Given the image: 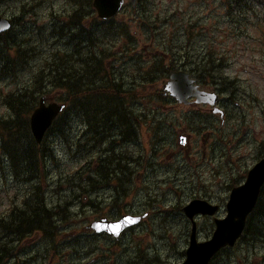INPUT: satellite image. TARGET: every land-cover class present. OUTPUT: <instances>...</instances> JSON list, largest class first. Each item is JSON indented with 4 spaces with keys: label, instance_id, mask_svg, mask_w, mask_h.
<instances>
[{
    "label": "rangeland",
    "instance_id": "374dc122",
    "mask_svg": "<svg viewBox=\"0 0 264 264\" xmlns=\"http://www.w3.org/2000/svg\"><path fill=\"white\" fill-rule=\"evenodd\" d=\"M125 1L110 32L105 24L97 26L95 18L90 24L92 42L84 41L75 49V36L69 33L74 29L60 27L59 22L67 21L74 9L69 0H0V12L15 20L11 36L19 46L14 74L0 76V116L7 115L2 97L38 87L36 76L55 53L67 52L72 59L88 51L92 56H103L106 71L127 91L121 105L137 122L136 134L127 144L106 141L93 146L79 111L72 107L46 136L52 157L42 169L44 195L49 204L59 198L62 202L63 193L96 167L99 149L111 145L130 170L129 180L123 177L127 185L119 191L123 195L118 202L125 208L150 212L131 229L133 233L123 236L125 241H132L130 246L118 243L95 264H178L184 258L190 230L183 205L192 198L206 199L219 206L218 216H224L231 184H241L264 152V11L258 6L255 12L234 15L232 21L223 0H148L153 14L160 13V19L167 17L166 22L157 21L158 28L151 29L131 14L130 3ZM188 21H196L192 52L205 55L210 51L215 57H223V76L231 81L230 87L219 83L217 90L202 84L204 89L219 93L220 106L226 109L223 125L208 106L179 104L163 96L161 88L166 79L159 72L145 75L154 63L167 67L168 46L174 47ZM85 24L88 26L87 20ZM45 90L53 100L65 98L62 89L45 85ZM178 133L186 137L185 145L178 143ZM4 170L6 176L0 174V213L9 206V197L17 187L24 186L16 181L6 162ZM103 192L105 199L94 207L81 210L77 201L70 202V212L64 214L59 226L61 231H70L61 234L70 236L62 237L57 246L51 244L49 236L31 235L19 240L16 256L4 264L14 260L18 264H85L95 255L94 250L99 253V246L105 244L102 238L98 242V237L78 231L97 213L114 215L118 211L112 203L113 188ZM196 221L198 239L203 240L213 230L212 217L198 216ZM212 264H264V237H241L233 248L221 251Z\"/></svg>",
    "mask_w": 264,
    "mask_h": 264
},
{
    "label": "trees",
    "instance_id": "16d2710c",
    "mask_svg": "<svg viewBox=\"0 0 264 264\" xmlns=\"http://www.w3.org/2000/svg\"><path fill=\"white\" fill-rule=\"evenodd\" d=\"M74 6L73 11L67 16V21H61L60 27L67 26L70 35L75 36L73 46L79 49L84 41L92 42V30L90 24L95 20L91 0H69ZM152 2L137 0L131 14L138 16L151 29L158 26L155 22H166L167 17L160 19V13L153 14L148 7ZM225 12L233 19L234 15H244L255 12V7L261 6L264 11V0H223ZM87 15V18L84 16ZM97 19V18H96ZM88 21V26L85 24ZM196 21H188L184 32L177 35V43L174 47L168 46V65L162 66L154 63L145 75L159 72L160 77L166 79L175 70L189 71L200 83L214 86L220 90L219 83L224 88H229L230 80L223 76V57H215L210 51L202 54L192 52L195 37L193 29ZM106 25V31L110 32L113 26L111 21H96V25ZM122 32V31H120ZM171 40V39H170ZM89 48V45H85ZM18 43L11 36V30L0 33V76L13 75L18 62ZM72 55L67 52L55 53L48 61L47 67L39 70L36 80L38 87H28L16 92H9L2 97L1 103L5 107L7 115L0 116V169L6 176L4 163L10 167V172L17 181L26 184L21 192L14 194L11 207L0 215V264L6 263L9 258L16 256V247L19 240L43 233L53 237L55 230L61 226V220L66 212H70L68 205L71 200H61L54 204H48L41 187L42 169L48 160H51L52 151L45 141L37 145L29 130V114L37 104L41 94H48V88H59L65 92L64 101L66 109L55 119L47 133H50L57 123L64 118L68 111L74 107L78 110L82 120L90 131V140L93 146H98L108 141L112 143L114 135L122 133L136 134L132 114L129 110L124 112L121 101L127 91L115 83L111 75L106 71L104 57L97 53L93 56L88 52L85 55ZM159 61H162L160 57ZM112 137L110 140L109 138ZM20 147V148H19ZM96 167L88 170V176L80 182L116 183L120 185L129 180L130 170L126 168L122 156L114 153L113 147L100 148ZM264 152L261 154L263 155ZM260 155V156H261ZM4 159V160H3ZM129 177V178H128ZM235 182V181H234ZM235 183L231 184L234 185ZM83 187V186H81ZM121 185L119 191H123ZM70 199H73L72 197ZM116 196L112 203L121 209ZM264 237V184L261 187L257 203L247 218L244 235Z\"/></svg>",
    "mask_w": 264,
    "mask_h": 264
},
{
    "label": "water",
    "instance_id": "95a60500",
    "mask_svg": "<svg viewBox=\"0 0 264 264\" xmlns=\"http://www.w3.org/2000/svg\"><path fill=\"white\" fill-rule=\"evenodd\" d=\"M124 0H93L92 4L97 10L100 18L113 16L122 7ZM132 3L135 0H131ZM11 21L0 15V32L9 29ZM162 93L174 97L178 103L188 104L189 98L193 97L196 104L206 103L210 106L212 113L222 110L216 106L218 95L214 91L199 88L189 73L182 70L170 73L168 80L163 84ZM65 103L49 101L46 96H41L38 105L29 117L30 130L37 143L41 142L45 131L51 125L56 116L64 109ZM186 137L178 135V142L185 144ZM264 183V156L256 161L247 171L245 180L230 189L228 199L225 203L226 213L222 217L216 216L218 205L211 202L194 198L182 207L184 215L191 223L188 245L185 249V258L179 264H209L212 256L222 247L234 246L242 234L247 216L252 212ZM213 216L214 228L210 237L206 240L197 239V225L195 216ZM142 216L122 215L117 220H108L101 217L92 221L87 227L97 232L106 231L114 236L126 227L139 222Z\"/></svg>",
    "mask_w": 264,
    "mask_h": 264
},
{
    "label": "flooded vegetation",
    "instance_id": "af4514ba",
    "mask_svg": "<svg viewBox=\"0 0 264 264\" xmlns=\"http://www.w3.org/2000/svg\"><path fill=\"white\" fill-rule=\"evenodd\" d=\"M222 108H223V112H225L224 107H222ZM220 124L223 125V122H221ZM115 139L116 140H113L114 143H118L120 139H121L120 143H126V144L128 143L126 141V135H124V133H121L120 137L118 135H115ZM121 185L123 187L124 185H127V183L121 182L120 185H118L116 183L110 184V183H102V182H79L78 184L74 183L73 187L69 188V191L63 193V195H71L72 198L74 199L73 203H76V201H77V203H78L77 206L80 205V209L83 210V207H85V206L94 207L95 204H97L99 202V200L105 199L106 195L103 191L107 187H111L115 191V195L112 198L113 200L115 199L116 196H119V198H120L121 195H123L119 192ZM81 186H83V187H81ZM101 192H103V193H101ZM149 212H150L149 209H145L143 211H140L138 209L135 210L132 208H125L123 206L120 210L116 211L114 215H105V214L97 213L95 215V217L93 219H91L90 221L97 219L99 217L101 218V216L106 217L109 220H116L123 214L138 215V214L146 213V216L148 217ZM90 221H88V223ZM87 224H85L83 226V229L79 230L78 233L81 235H87L88 237H98V242L100 241V238H102L101 243L105 244V246H99V249H100L99 253H97L96 249H95L94 250L95 255L93 257H91L88 261H86L85 264H95L96 262L104 259V257L107 254V251L110 252L112 250V248L115 247L118 243L121 244L122 246H125V247L130 246L132 241H130V242L125 241L123 236L126 233H133V232H131V229L136 226V225L130 226V227L126 228L124 231H122L118 237H113L112 235H110L107 232H96L92 229H89L86 226ZM65 232H70V231L58 230L57 231V237L55 239H53L52 242L59 243V242H61L60 239L62 237H65V236L69 237L70 235H63ZM61 233H63V234H61ZM40 235L43 238L47 239L46 234L41 233ZM96 243H95V245H97ZM105 248H106V251H105ZM224 249H229V248L225 247V248H222L221 250H219L216 254H214L211 261H214L218 257V255L221 253V251H223ZM88 251L89 250L87 249V252ZM102 254H104V255L102 256ZM15 261H18V260H14V262H11L9 264H18Z\"/></svg>",
    "mask_w": 264,
    "mask_h": 264
},
{
    "label": "bare ground",
    "instance_id": "6f19581e",
    "mask_svg": "<svg viewBox=\"0 0 264 264\" xmlns=\"http://www.w3.org/2000/svg\"><path fill=\"white\" fill-rule=\"evenodd\" d=\"M20 148V147H19Z\"/></svg>",
    "mask_w": 264,
    "mask_h": 264
}]
</instances>
